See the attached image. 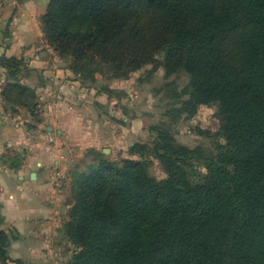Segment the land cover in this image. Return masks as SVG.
<instances>
[{
    "label": "trees",
    "instance_id": "1",
    "mask_svg": "<svg viewBox=\"0 0 264 264\" xmlns=\"http://www.w3.org/2000/svg\"><path fill=\"white\" fill-rule=\"evenodd\" d=\"M41 24L75 74L93 77L101 62L133 70L164 54L166 74L189 78L177 110L216 106L224 139L200 157L204 173L156 126L165 178L130 158L72 171L68 264H264V0H48ZM0 64L5 104L37 118L35 90L17 81L24 59ZM8 237L0 229V262Z\"/></svg>",
    "mask_w": 264,
    "mask_h": 264
},
{
    "label": "rangeland",
    "instance_id": "2",
    "mask_svg": "<svg viewBox=\"0 0 264 264\" xmlns=\"http://www.w3.org/2000/svg\"><path fill=\"white\" fill-rule=\"evenodd\" d=\"M47 3L48 0L0 2V36H2L0 57L5 55L4 45H8L9 40L14 34L16 35L14 32L19 31L18 27L25 25L27 20L36 35H42L49 47L69 68L71 55H59L46 39L41 16L46 10ZM22 15L26 18H22ZM152 57L159 62L149 61L133 70L119 71L111 64L101 62V69L96 71L93 77L86 71L75 74L69 68L82 86L101 93V104L97 109L99 112L97 120L101 122L100 143L97 148L90 146L80 150L75 145L74 151L71 150V154H68L65 164L68 162V168L71 164L74 167L68 174L70 180L66 178L65 181L66 176H61V180L67 184L62 192V201L65 203L60 205L61 210L53 221L50 234L43 232L31 237H20L17 230L9 226L0 214V229L6 231L9 236L2 247L7 259L0 264H68L73 244L64 233V224L69 220L73 203L72 171H84L88 164L96 162L99 157L117 162L130 158L143 160L151 177L157 180L165 178L167 173L153 153L157 134L151 130L152 127H162L172 135L176 143L192 149L194 157L190 163L198 172H205L200 157L214 154L218 145L224 144L216 106L200 104L193 113L177 110L187 99L183 89L188 84V75L183 70L166 74L164 54L155 53ZM25 74H29L26 64L17 81H20L21 76ZM108 99L111 100L108 102ZM97 104L98 102L89 103L94 107ZM36 114L37 116L39 114L38 106ZM137 144L143 145L144 148L132 149ZM17 239L18 241H15Z\"/></svg>",
    "mask_w": 264,
    "mask_h": 264
},
{
    "label": "crops",
    "instance_id": "3",
    "mask_svg": "<svg viewBox=\"0 0 264 264\" xmlns=\"http://www.w3.org/2000/svg\"><path fill=\"white\" fill-rule=\"evenodd\" d=\"M25 22L4 45V53L24 58L29 74L20 82L35 90L39 114L34 118L24 106L9 109L1 96L8 80L0 66V214L20 237H31L52 231L67 185L61 176L66 181L74 167L65 164L68 154L75 145L80 150L100 143L101 93L82 86L43 36ZM96 102L95 107L89 105ZM10 157L16 158L14 167L8 165Z\"/></svg>",
    "mask_w": 264,
    "mask_h": 264
},
{
    "label": "built area",
    "instance_id": "4",
    "mask_svg": "<svg viewBox=\"0 0 264 264\" xmlns=\"http://www.w3.org/2000/svg\"><path fill=\"white\" fill-rule=\"evenodd\" d=\"M50 140H52V139L50 138Z\"/></svg>",
    "mask_w": 264,
    "mask_h": 264
},
{
    "label": "water",
    "instance_id": "5",
    "mask_svg": "<svg viewBox=\"0 0 264 264\" xmlns=\"http://www.w3.org/2000/svg\"><path fill=\"white\" fill-rule=\"evenodd\" d=\"M2 0H0V2H1Z\"/></svg>",
    "mask_w": 264,
    "mask_h": 264
}]
</instances>
